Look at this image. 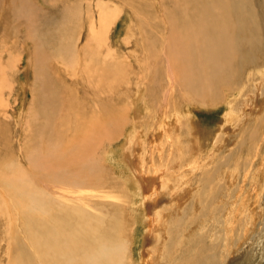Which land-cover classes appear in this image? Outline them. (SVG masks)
Wrapping results in <instances>:
<instances>
[{"label": "rangeland", "instance_id": "rangeland-1", "mask_svg": "<svg viewBox=\"0 0 264 264\" xmlns=\"http://www.w3.org/2000/svg\"><path fill=\"white\" fill-rule=\"evenodd\" d=\"M184 1L183 3V0H177L179 7L182 8L179 12L183 14L184 11L190 18L193 16L192 19L194 20L195 11L199 13L198 8L195 10L197 3L195 0H193L194 2L191 0ZM252 4L257 11V0H252ZM104 7L113 9L118 16L106 36L103 47L97 51V56H100L99 60H102L101 64L95 66L87 60L88 58H95V56L93 57L95 44L91 42L93 40H90L89 26L94 23V29L98 28L96 22H98L99 10ZM174 10H176L175 0H0V52H5V54L0 53V60L6 63L12 57L13 61L16 62L13 73H8V67L5 71V75L9 74L11 78L9 80L11 90L4 86V92L0 95V205L12 203L11 199H6L3 195L9 193L10 189L17 191L18 183L9 176L16 171L25 169L26 173H24L25 176L21 178V181H25L28 187L25 196L20 199L22 203L20 206L23 208L25 219L31 215L33 220L40 205V203L29 202V192H35L44 199L49 198L53 204L68 209L67 219L70 232H67L66 228L60 224H56V230L47 229V226L43 233L48 244L52 247H58L66 256L71 250H75L85 256L92 253L103 254L104 256L100 260L103 258L105 260H101V264H177L180 259L188 258L190 255L195 257L192 259L197 263L198 250L201 257L204 254L215 256L214 258L217 260L213 261L214 264H247V260H245L247 257H236L239 242L243 239V241L251 243L250 247L255 249L257 247L256 243L253 242L255 234L260 232L259 220L256 219V215L257 210H259L258 207L263 205L261 202L264 196V45L259 54L256 51L252 52L254 55L251 61L255 63V66L249 65L238 68L234 65L236 69L240 70H237V78L220 85V87L218 85L206 86V89L203 90L206 97L197 96L196 98L193 94L187 93L179 87V80H176L175 85H172L171 79L168 80L167 78L166 68L163 65L166 57H175L177 61L183 57L188 48L197 49L198 52L202 51L204 45L202 41H196V38L193 39L194 41H186L192 33L191 27L186 25L188 23L187 16L185 13L180 14L183 17L177 19V15L174 14L177 13V10L175 12ZM235 16V12L230 14L228 24L234 23L232 18ZM171 17L172 20H170ZM258 17L260 20L259 15ZM170 23H172L173 33ZM249 27H253L251 29L256 31L253 24ZM242 39L245 41V37ZM166 40H169L167 42L169 48L163 46ZM40 41L44 42L40 43ZM73 44L76 61L74 62L75 67L69 69V72L75 73L77 68L80 73L83 72L82 75L85 77L89 74L102 76V86L105 83L110 85L112 82L110 71L114 70V73L118 70L117 73L121 74V79L118 80V89L116 87L109 92V88L105 86L104 90L106 91L103 92V87H101L102 92L99 94V98L102 104L98 112L101 121H98V124L100 125L102 120L105 123L112 120L109 128H120V134L115 136L120 135V139L117 141L118 143L112 145L113 148L119 147L124 137L131 135L136 137L133 145L142 143L144 150L141 151V154H143L144 171L148 174L146 181L154 178V181H150L149 184L161 185L162 183L158 178L159 175L156 176L155 173L165 172L161 166L166 164V160L163 159L165 150L173 143V139L166 143L165 136L168 134L167 127L171 125L174 113L187 111L197 123L200 132H198L197 141H200L199 143H202L203 146L201 147L202 153L198 154L197 152L198 161L194 163V154L196 153L191 154L186 150L187 144L190 142L193 144L190 136L189 117H185V113H183V117H180L179 123L181 126L183 123V126L182 129L180 128L181 133L178 136L181 137L182 142L184 139L182 144L183 152H185L182 157L184 166H182L183 172L174 170L177 172L175 177L181 181L180 186L183 187V191L179 190L177 197L174 198L171 196L173 190L169 188L170 196H166L170 197L167 199L169 203H162L157 206L156 215H152L150 220L142 222L139 212L133 206V197H129L130 193L125 191L126 179L113 166V157L116 156L108 152L109 148L103 149L99 154V169L88 164L90 161L83 163L81 147L72 150L74 142L79 140V136L57 137L55 144L51 146L53 155L57 160L43 162L37 158L39 167L44 166L53 169L58 167L53 163L67 158V163L63 166L67 168L69 178L78 185L76 187L64 185L57 179L59 176H65L62 171L52 174L33 173L32 167L28 164L30 162L26 152L29 146L25 145L32 144V127L35 123H40L46 118L43 115L44 111L53 117V129L57 131L69 128L70 125L67 124L69 121H73L72 127L75 124V118L82 122L76 113L80 109H85V103L89 98L88 94L76 91L81 89L80 86H70L65 91L60 88L56 80L54 81L51 74L49 77L47 74L50 73V70L52 72L53 65L60 70L63 69V66L59 65L60 61L55 59V57L57 58L55 46L62 45V48L64 46L70 48L73 47ZM85 44L88 46L85 47ZM177 46L179 47L178 50ZM34 47L38 52L35 51ZM83 50H85L84 57H82ZM107 50L113 53V57L104 58ZM148 50L152 51V57H149ZM246 51L247 49H244V52ZM9 55L10 58H8ZM199 56L200 54L197 55L198 58H200ZM112 61L115 62L112 63ZM179 63L183 62L180 60ZM179 63L177 62V64ZM106 64L111 65V67L109 68ZM112 64L116 65L115 69ZM48 66H50V70H48ZM102 67H106V69ZM82 68L84 69L82 70ZM194 69L195 67H193ZM79 72L76 71L75 75L80 74ZM88 77L91 79L90 76ZM63 78H65L64 86L66 88L69 85V80L65 76ZM41 79L46 87H49L44 88V92L41 93L44 96L43 101L35 98L36 94L40 93L38 85L42 84ZM49 80L50 83H48ZM116 80L117 76L114 74L113 82ZM257 88L261 91L256 92ZM257 93H259L257 103L253 104L254 107L251 108V111L246 110L245 106L249 105L247 101L252 103L253 97H256ZM247 94H249V98H247ZM136 95L142 96L138 105L132 100ZM113 96L117 101L113 99ZM135 110L141 113L137 114ZM85 113L87 119L83 117V120L87 123L91 122L95 116L92 117L87 110ZM32 116H36V119L33 120ZM61 120L64 121L63 125H67L63 126V129H59ZM117 120H119L118 123H116ZM226 121L228 125L225 124ZM224 124L229 134L223 143L220 138ZM231 126H235L233 132H231L233 129ZM216 127L220 128L217 130ZM205 130L210 132L206 133ZM204 131L205 133H201ZM219 131L220 137L217 136ZM213 135H215L214 139H212ZM40 137L36 136V140L43 142L44 137L39 139ZM109 142L105 141L104 145L108 146ZM174 144L173 148H176V143ZM216 144H218L217 150H219L213 152L211 148L217 147ZM34 147L37 154H47V146L34 145ZM107 152L111 157L110 162L106 157ZM160 154H163L162 159L159 158ZM70 156H77L79 162L69 161ZM189 165L191 170H188V173L191 172L185 179L184 171ZM88 167H95V169L88 172ZM125 169L123 170L124 173L126 172ZM236 169L239 172H237L235 182L232 187L228 188V175H232ZM85 172L91 180L90 184L86 181ZM170 172L175 175V172ZM97 173L100 175L101 185H94ZM173 175L165 172L163 176L173 183L175 180ZM42 177H46L47 180L45 182L40 181ZM206 178L209 183L205 185L203 181ZM200 179H203L202 183H199ZM145 192L147 196L151 193L148 187H145ZM66 194H69L68 198L64 199ZM158 194L161 196L163 191L162 194ZM158 194L157 196L160 198ZM229 194L230 196H228ZM212 195L215 196L214 199ZM230 197L235 198V203H227L231 200ZM111 204H116V206ZM41 205L45 207L44 210L52 211L48 202L41 203ZM176 205L178 206L176 207ZM212 206H216V210L220 209L219 213L212 214L211 218L213 219L207 216ZM175 207L180 211L177 209L178 212L173 213ZM224 209L233 212L228 220L229 235L233 236V246L229 249L231 251L228 256L226 253L229 251V247L228 245L227 247L223 246L224 231L221 212ZM88 211H92L93 215L98 218V226L108 227L106 236L97 234L92 236L96 243L94 251L88 250L84 244L88 239V233L84 226ZM74 212H80V215L76 216L73 214ZM158 213L163 214L159 224L162 229H165L164 232L158 224ZM15 215L18 217L17 224L22 226L24 223L22 217L17 214L9 217L7 211L0 210V264H7L10 261L9 255L12 256L21 252L19 249H15V243L18 245L25 243L22 238L23 230H20L13 220ZM199 215L204 216L200 218L202 221H199V226L204 228L202 231L197 226V216ZM249 218L252 223L249 225V222H246L245 225V219L249 221ZM176 222H179L178 227ZM79 225H82V228H78ZM36 228L41 233L42 227L36 225ZM251 230H254L253 233ZM145 234L154 241L152 246L147 247V255H141L142 237ZM161 236H163L164 241L170 238L172 240V244H169L166 253L167 258L164 259L162 251L155 250L156 247H159L155 239ZM199 239H202L204 245L202 248L198 244ZM163 240L162 242H164ZM177 242L180 246L173 248L172 252V247ZM116 243L121 248L119 260L115 258L114 254ZM48 244L44 245L43 249L46 250ZM12 246L14 248H11ZM31 249H35L34 245L27 240V248L20 253L23 254L20 263L28 260L35 262L34 256L30 252ZM153 251L155 261L150 263L149 258L151 257L147 256ZM246 255L249 258V254ZM229 257L231 258L229 259ZM74 258L75 262L80 264L78 256ZM260 261H256L254 264H263Z\"/></svg>", "mask_w": 264, "mask_h": 264}, {"label": "bare ground", "instance_id": "bare-ground-1", "mask_svg": "<svg viewBox=\"0 0 264 264\" xmlns=\"http://www.w3.org/2000/svg\"><path fill=\"white\" fill-rule=\"evenodd\" d=\"M192 1L193 0H191V2ZM175 2H176L177 13L175 12L176 10H174V12H175L174 14L177 15V19L178 18L180 19L183 17V16L181 17V15H183L185 12L183 11V14H182V12H179V10H182V8L179 7L177 0H175ZM184 2L185 1L183 0V3ZM195 2L197 3L195 10H197V8H198L199 13H197V11L194 10L196 12V16H195L194 20L192 19L193 16H192V18H190L185 13L187 16L186 20L188 21V23L186 25L191 27V29H192V33L190 36L187 37L186 41H194L193 40L194 38H196V41H202L204 44L202 51L197 52V49L192 50L191 48H188L186 50V52H184L183 57L179 58L177 61H176L177 58H175V57H173V58L166 57L164 59L163 65H164V68H166L167 78H168V80L171 79L172 85H175L176 80H179V87L182 88V90L186 91L187 93L193 94L194 96H196V98H197V96H202L203 98H205L206 95H205L203 90L206 89V86L212 87V86L218 85V87H220V85L227 83V82H231L232 80L237 78L236 77V73H238L237 70L238 71H240V70L236 69L235 66L238 68H243V67H246L249 65L255 66V63L251 61L252 56L254 55V54H252V52L256 51V53L259 54L260 53L259 51L261 50V48L264 45V29H263L264 28V0H257V2H258L257 8H256L257 11L255 10V6H253V4H252V0H195ZM189 8H190V6H189ZM171 11H170V13L173 14V12H171ZM186 11H188V10H186ZM195 12H194V14H195ZM232 12H235L236 16H235V18H232V22H234V23L230 25V24H228V22H229L230 14ZM262 12H263V14L261 15ZM166 13L169 14L168 12H166ZM258 15L260 16V20H258V18H259ZM117 16H118L117 12L114 11L113 9H110L108 7L101 8L99 10V14H98V20H97L98 22H96L98 28L96 30L94 29V23L90 24V26H89V31H90V35H91L90 40H93L91 42H93L95 44V47H94L95 53L93 54V57L95 56V58L94 59L88 58L87 60L91 61L90 63L94 64L95 66H98L99 64H101L102 60L101 61L99 60L100 56H97V51L100 48H102L103 43L106 42L105 41L106 36L109 33V31H110L113 23L115 22ZM167 18H168V15H167ZM170 20H172V17ZM174 20H176V19H174ZM253 20H254V22H253ZM94 21H96V20H94ZM171 24L172 23H170V26H171ZM252 24L256 28V31L251 29L253 27H249ZM170 28H171V31L173 33L172 26ZM176 36H177V34H176ZM240 37H241V39H240ZM242 37H245V41H242L243 40ZM172 38H174L173 35H172ZM177 40H178V38H177ZM168 41L169 40H166L165 43L163 42L164 47L168 46L167 45ZM171 41H173V39ZM32 42H37V41H32ZM42 42H44V41H40V43H42ZM88 43H90V42L88 41ZM86 45L87 44H85L84 46L87 47L88 45L87 46ZM36 47H37V44H36ZM73 48H74V44H73V47L71 46L70 48L65 47V46L62 48V45L61 46H55V52H56V56H57V58L55 57V59L60 61V63H59L60 66H63L62 67L63 69H61L63 74H62L61 70L55 65H53L52 72L50 70V66H48V68H49L48 70H50V73H47V74H48V77L51 74L54 77V81L56 80V83L60 86V88L65 90V91L68 90V88H70V86H80L81 89H77L76 91L88 94L89 98L87 99V103H85V109H83V110L80 109L76 113V115H78L81 118L82 122L78 118H75V120H74L75 124H73L72 127H71V124L73 123V121H69V123H67L68 126L70 125L69 128H67V129L65 128L62 131H57L56 129H53V117H51V115H47L48 112L44 111L43 115L46 118L43 119L40 123H35V125H33V127H32V129H33L31 132L32 144L25 145V146H29L26 153L29 157L30 163H28V162L27 163L32 167L33 171L28 166L27 167L33 173L34 172H40V173L52 174L53 172L62 171L65 173V176L64 175L59 176L57 179L60 180L61 182H63L64 185L76 187L78 185L74 183L73 179L69 178L68 173H67V168H65L63 166V165H65V163H67V158L60 160V161H56L55 163H53L54 165H58V167L56 169H53L51 167H44V166L39 167V163L37 162V158L41 159L43 162H45L46 160L51 161V162H53V160H57V159H55V155H53V149H51V146H53V144H55V140H57V137L58 138H64L66 135H67V138H69V136H79L80 138H79V140L74 142L72 150L74 151V150H77L78 148L81 147L82 151H83V154H82L83 155V157H82L83 163H86V162L88 163V161H90L88 164L94 165L97 167V169H99V164H98L99 154L101 153V151H103V149L109 148L108 152L110 154L113 153L116 156V157H113L114 158L113 159L114 160L113 166H115L119 170L118 172H120L122 174V176L126 179L127 187H126L125 191L130 193L129 197L130 196L133 197V206H135L136 210L139 212L142 222L144 220H150L153 217L152 215H154L156 213L157 206H159L162 203H169V201H167V199L170 197H166V196H170L168 193L169 188L170 189L172 188L173 192L171 193V196L174 198L177 197V194L180 192L179 190H181V192L183 191V187L180 186L181 181L175 177L176 173L178 171L183 172L182 166H184V165L182 163L183 162L182 157L185 155V152H183V145H182L184 142V139H182L183 140V142H182L181 137L178 136L181 133L180 128L183 126V123H182V126L179 123L180 117L184 116L183 113L186 114L185 117H187V116L189 117L188 121H189V125L191 128L190 136H191L193 144L191 142H190L191 144L190 143L187 144L186 150L188 153H191V154L196 153V154H194L195 155L194 161H193L194 163H196V161H198L197 160V152L199 154L201 152V147L203 146V145H201L202 143L201 144L199 143L200 141L199 142L197 141V138L199 137V133H200L198 131V128H197V123L192 118V115L188 114L187 111H181L182 113H180L179 111H176L174 113L175 115L172 116L171 125H168V127H167L168 128L167 129L168 134H167V136H165L166 143H169L170 139H173V143L169 146V148L167 150H165L164 158L162 157L163 154H160L159 158L160 159L163 158L166 160V164L161 165L163 167L162 170H164L165 172H168L170 175H173L170 171L175 172V175H173L175 180L173 183L169 182L163 176L165 172L159 171L155 174H156V176H157V174L159 175L158 178H160L161 181L160 180L159 181L162 182L161 185L149 184L150 181H154V178L152 177L153 179L148 180V182L146 181V179H147L146 176H148V174H146V172L144 171V165H143V159H142L143 154H141V151L144 150L142 148V143L140 142L138 144L133 145L136 137H135V135H131L130 137H128V136L126 138L124 137L123 142L121 143V145L119 147L113 148L114 146H112V145L115 144L120 139V135L118 137H115L118 134H120V128L119 129H116V128L110 129L109 128V124L111 123L112 118L110 119L111 121H107L105 123L102 120L101 124L100 125L98 124V121H101L100 115L98 113L100 110L99 107L102 104V101H100V98H99V94L102 92L101 87H103V92L106 91V90H104L105 86H107L109 88V92H111L112 89H114L118 86V84H119L118 80L121 79V74L117 73L118 70H117V72L113 73L114 70L112 68L113 71L109 72L112 76V82L110 81L111 82L110 85H107L105 83L104 86H102V84H101L102 83V76H99L97 74H94V75L89 74L88 76L91 77V79H90L88 76H86V77L83 76L82 75L83 72L80 73L77 68L75 70V73L72 72V73H74V74H72L68 70L73 69L75 67L74 62L76 61V58L74 57ZM167 48H169V47H167ZM178 48L179 47L177 46V50H178ZM244 49H247V51L244 52ZM6 50H7V48H6ZM35 51H36V48H35ZM36 52H38V50ZM106 52H107V54L104 56V58L113 57V53L109 52L108 50ZM0 53H2V52H0ZM3 53L5 54V52H3ZM59 53H60V55H57ZM84 54H85V50H83V56L82 57H84ZM151 54L153 55L152 51L148 50V55H150L149 57H152ZM198 54H200V56H199L200 58L197 57ZM10 57L11 56L9 55L8 58H10ZM136 59H139V58H136ZM82 60H84V59H82ZM180 60L183 63L180 64L179 63ZM106 62H108V61H106ZM113 62H115V61H112V63ZM137 62L139 63V61H137ZM177 62L179 64H177ZM247 62L249 64H246ZM14 63L16 66V62L13 61L12 57L6 63H3L0 60V95L2 94V92H4L3 90L5 88L8 90H11V84L9 83V80L11 78H10L9 74L5 75V71H6V68L8 67L9 68V69H7L8 73H10V72L13 73V71L15 69ZM115 64H112V65H114V69L116 66ZM82 65L86 66L85 64H82ZM107 66H109V68L111 67V65H107ZM140 66H141V64H140ZM106 67H102V68L106 69ZM193 67H195L194 70H193ZM83 69L84 68H82V70ZM76 71L80 73V74H78L79 77H78V75H75ZM202 72H204V74H201ZM87 73H88V71H87ZM114 74L117 76V80L115 82H113L114 81ZM63 75L69 80V85L66 88L64 86L65 78H63L64 77ZM247 75H249V74H247ZM230 77H231V79H230ZM48 83H50V80ZM4 86H5V88H4ZM38 88L40 90V93L39 94L37 93L35 98H36V100L43 101L44 96L41 93L44 92V88L46 89L49 87H46V85L43 83V80H42V84H39ZM117 89H118V87H117ZM259 91H261V89L257 88L256 92H259ZM167 93H169V92H167ZM260 95L262 96V94H260ZM246 96H247V98H249V94H247ZM258 96H259V93H257L256 97H253L252 103L247 101V103L249 105L245 106L246 110L251 111V108L254 107L253 104L257 103V100L259 98ZM113 99L116 100V98L114 96H113ZM165 99H166V96H165ZM132 100L134 102H136V104L138 105L140 103V100H142V96L136 95L135 97L132 98ZM85 110H87L88 113L91 114L92 117L95 116L93 119H91L92 121L89 123H87V121L85 122V120H83V117H85L87 119ZM102 110H103V108H102ZM103 111H105V110H103ZM129 111H131V110L129 109ZM135 112L137 114L141 113L137 110H135ZM32 119L33 120L36 119V116H32ZM118 122H119V120H117L116 123H118ZM63 124H64V121L61 120L60 125H59V129H61L63 126H67L66 124L65 125H63ZM103 124H104V126H103ZM225 124L228 125L227 121L225 122ZM225 124H224L223 130H222V132H223L222 137L220 138V140H222L223 143L225 142V139H227V136L229 134V131L226 129ZM116 127H118V125H116ZM196 128H197V130H196ZM219 128H217V130ZM231 128H233L231 130V132H233L235 126H231ZM184 130H186V129H184ZM205 131H206V133L210 132L207 130H205ZM205 131L201 132V133H205ZM220 131H221V129H220ZM220 131H219V134H217L218 137H220L219 136L221 134ZM185 132H187V131H185ZM36 136H39V137L41 136L39 139L44 137V141L43 142L37 141ZM124 136H125V133H124ZM214 136L215 135H213L212 139H214ZM207 137L208 136H206V138ZM139 139L141 140L140 137H139ZM105 141H110L108 143V146L104 145ZM216 141H217V143H219L218 140H216ZM204 142H206V141H204ZM174 143H176V148H173V146L175 145ZM34 145L35 146H47V154H37L35 151ZM216 146L217 147L214 146L213 148H211V150H213V152H214V150L216 151L217 148H219L218 144H216ZM223 147H225V146H223ZM204 150H205V148H204ZM174 151H175V155H174ZM108 152H107L106 157H107L108 162H110L111 157H110V154H108ZM149 152H151L150 149H149ZM68 159H69V161L79 162V158L77 156H70ZM50 164H52V163H50ZM120 165L123 166L122 169L127 168V169H125V171H126L125 173L123 171L124 169L122 170ZM194 165H196V164H194ZM173 167H175V168H173ZM94 169H95V167H88L87 171L90 172V171H93ZM174 169H177V172ZM188 170H191L190 165L187 166L186 171H184V178L185 179L188 176V174L191 172L190 171L188 173ZM241 170H243V169H241ZM237 172H239V170L236 169L234 171V173L232 172V175H228V182H229L228 188L232 187L233 183L235 182ZM24 173H26L25 169L16 171L14 174L9 176V177L14 178L15 181L18 183L17 191L10 189L9 193H6L5 195H3V197H5L6 199L7 198L11 199L12 203H2V205H0V210L7 211V214L9 217H12V215L17 214L18 216L23 218L24 223L23 224L21 223L22 224V226H21V225L17 224L18 217L16 215H15L16 217L15 216L13 217V220H14L16 226L18 225L20 230H23V237L22 238L25 241L24 245H18L17 243H15V249H19L22 252L23 250H25L27 248V240H28V242H32L35 249H33V250L31 249L30 252L33 254L35 262L28 260L27 262L20 263V259L22 258L23 254H20L21 252L20 253L18 252L16 254H13L12 256L9 255L10 261L7 264H77L75 262V258H74L75 256H78V260H79L80 264H101V260H105L104 258L100 260V258H102L104 256L101 253H97V254L92 253L91 255L85 256V255H82L80 253H77L75 250H71L66 256V254L63 253L61 251V249H59L58 247H52L48 244L47 239L43 235L44 228H46L47 226H48L47 229L56 230L57 229L56 224H60L61 226L66 228L67 232H70V227L68 225L69 221L67 219V214H68L67 208L55 205L51 202V200L49 198L44 199L41 195H39L35 192H29L28 193L29 202L30 203H40V205L38 206L37 214L35 215V217H33V220L31 218V215H28L27 219H25V215L23 213V208L20 206L22 204L20 202V199L25 196V191L28 187V184L25 181H21V178L25 176ZM143 173H145V174H143ZM85 176H86L87 183L90 184L91 180H90L89 176L87 175V172H85ZM191 179H192V177H191ZM46 180H47L46 177H42L40 179V181H42V182H45ZM202 181H203V179H200L199 183H202ZM203 183L206 185L209 183V180L206 178V179H204ZM94 185H101V179H100V175L98 173H97V177H96V180L94 182ZM145 187H148V190L151 191L149 196H147V194L145 192ZM195 187L197 188V186H195ZM159 189H161L163 191V194H162V191H160ZM158 193H160L162 195L160 196ZM157 194L160 196V198H158ZM68 195L69 194H66L64 196V199L68 198ZM228 196H230V194ZM212 197H213V195H212ZM214 198H215V196L213 197V199ZM217 199H218V197H217ZM230 199L231 200L229 202H227V201L226 202L227 203H235V198L230 197ZM46 202H48L50 204L52 211L44 210L45 207H43L41 205V203H46ZM147 202H149V203H147ZM220 202H221V200H220ZM156 203H157V205H156ZM212 203H213V201H212ZM216 203H217V201H216ZM261 203H263V205L262 206L260 205L258 207L259 210H257L258 213L256 215V217H257L256 219L259 220L258 223L260 226V232L257 235L255 234V238L253 241L257 245L256 249L253 247H250L251 243L249 241L246 242L245 240H244L245 241L244 242L243 239L238 244L239 245L238 250H237L238 254L236 253V257H238V258L247 257L245 259V260H247V264H250V263L254 264L256 261H259V260H261L260 262L264 264V196H263ZM111 205L116 206V204H111ZM163 206H164V204H163ZM177 206L178 205H176V207ZM176 207L174 208L173 213L178 212L177 211L178 208H176ZM8 209H11V210H8ZM192 209H194V208H192ZM193 211H194V213H196L195 210H193ZM219 212H220V209L216 210V206H212L209 210V213L207 212L208 213L207 216L211 218L213 216L212 215L213 213L215 215ZM232 213L233 212H229L228 210H225V209H224V211L222 210V212H221V215L223 218V231H224V244H223V246L227 247V245H228V247H229L228 250L231 249L233 246L232 245L233 244V236L231 234L229 235L230 228L228 227V225H229L228 220H229V217ZM73 214L76 216H79L80 212H74ZM164 215H165V213H164ZM205 215H206V212H205ZM162 216H163V214H161V213L157 214L158 224H159L160 218ZM201 217H204V216L203 215L197 216V226L199 227L200 231H202L204 229L203 227L199 226L200 222L202 221L200 219ZM211 219H213V218H211ZM247 220L245 219V221H244L245 225H246V222H249V225H250L252 223V220L250 218H249V221H247ZM176 223H177V227H178L179 222H176ZM9 225H10V223H9ZM36 225L39 227H42L41 233L37 230ZM253 225H254V223H253ZM84 226H85L86 231L88 233V239L84 243L85 247L90 251H94L96 249V243L92 239V236L94 234H97L100 236H106L108 227L103 228V227L98 226V218L93 215L92 211H88L87 217H86L85 222H84ZM159 227L161 228V230H163V232L165 231V229H162L160 224H159ZM78 228H82V225H79ZM252 229H254V228H252ZM192 231H193V229H192ZM253 231H252V233H253ZM34 232H36V233L39 232L38 233L39 235H35ZM243 234H244V238H245V227H244ZM251 237H253V236H251ZM163 239H164L163 236L158 237V239L157 238L155 239L156 242L159 244V247H156L155 250L156 251L161 250L162 254H163V259H164V258H167L166 253L168 252L169 244H172V240H171V238L167 241H164ZM162 240L164 242H162ZM201 240L200 239L198 240V244H200V246L202 248V247H204V245L202 244ZM153 241L154 240L151 239V237L147 234H145L144 237H142L141 255L148 253L147 247L150 246L151 244H153L152 243ZM242 242H244V243H242ZM47 244H48L47 249L46 250L43 249L44 245H47ZM176 246H180L179 242L175 243V245L172 247V250H171L172 252H173V248H175ZM11 248H14V247L12 246ZM8 249L10 250V248H8ZM169 251H170V249H169ZM230 251L231 250L227 251L226 256H228L230 254ZM120 253H121L120 245L118 243H116V246L114 245V254H115V258L118 260H119ZM246 254H249V258ZM28 255H29V253H28ZM149 256L151 257V258H149L150 263H153L155 261L154 251L149 253L147 257H149ZM156 257H157V254H156ZM190 257H191V255L188 258L180 259L177 262V264H214L213 261L216 259V258H214L215 256H212V255L207 256L206 254H204V256L201 257L200 252L198 250H197V263L195 262L194 259H192L195 257H191V258ZM231 257H233V254H231ZM231 257H229V259ZM115 258H114V260H115ZM231 262H233V261H231ZM112 264H114V263H112Z\"/></svg>", "mask_w": 264, "mask_h": 264}]
</instances>
